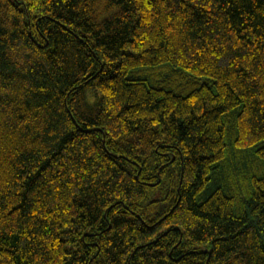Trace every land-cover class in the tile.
<instances>
[{"label":"trees","instance_id":"obj_1","mask_svg":"<svg viewBox=\"0 0 264 264\" xmlns=\"http://www.w3.org/2000/svg\"><path fill=\"white\" fill-rule=\"evenodd\" d=\"M0 264H264V0H0Z\"/></svg>","mask_w":264,"mask_h":264}]
</instances>
